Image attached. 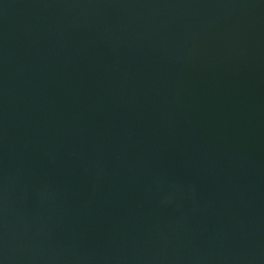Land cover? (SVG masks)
I'll use <instances>...</instances> for the list:
<instances>
[{
	"label": "water",
	"instance_id": "95a60500",
	"mask_svg": "<svg viewBox=\"0 0 264 264\" xmlns=\"http://www.w3.org/2000/svg\"><path fill=\"white\" fill-rule=\"evenodd\" d=\"M0 264H264V0H0Z\"/></svg>",
	"mask_w": 264,
	"mask_h": 264
}]
</instances>
